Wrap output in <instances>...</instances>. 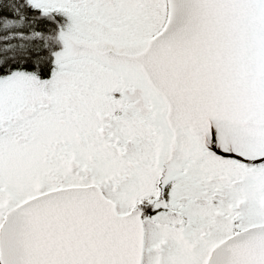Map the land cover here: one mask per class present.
<instances>
[{
	"label": "snow or ice",
	"instance_id": "snow-or-ice-1",
	"mask_svg": "<svg viewBox=\"0 0 264 264\" xmlns=\"http://www.w3.org/2000/svg\"><path fill=\"white\" fill-rule=\"evenodd\" d=\"M0 264H264V0H0Z\"/></svg>",
	"mask_w": 264,
	"mask_h": 264
}]
</instances>
